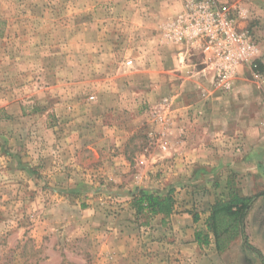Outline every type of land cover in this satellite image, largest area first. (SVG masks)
I'll return each instance as SVG.
<instances>
[{
  "label": "rangeland",
  "instance_id": "1",
  "mask_svg": "<svg viewBox=\"0 0 264 264\" xmlns=\"http://www.w3.org/2000/svg\"><path fill=\"white\" fill-rule=\"evenodd\" d=\"M230 1L248 10L241 25L264 60V0ZM180 5L183 0H0V264H113L114 255L100 246H123L121 264L148 253L163 255L166 264H192L180 252L142 247L171 246L177 236L168 215L153 222L156 215L136 213L132 197L170 193V214H198L201 191L228 180L242 196L254 197L244 228L264 259V183L251 187L240 173L193 163L188 175L175 172L184 177L177 186L137 185L174 176L166 164L174 165L181 145L179 136H163L151 122L152 110L166 100L173 118L185 107L191 125L203 105L211 116V101H201L209 93L217 98V120L229 104L230 94L220 95L210 83L205 90L195 87L199 51L163 42L164 25L177 15L167 10ZM178 47L188 51L186 70L174 60ZM237 85L242 91L229 99L233 115L244 114L256 127L264 97L251 80ZM222 125L233 133L240 128L239 122ZM239 141L231 155L211 147L208 158H240ZM206 233L214 246L202 248L206 264H262L240 236L218 252Z\"/></svg>",
  "mask_w": 264,
  "mask_h": 264
},
{
  "label": "crops",
  "instance_id": "2",
  "mask_svg": "<svg viewBox=\"0 0 264 264\" xmlns=\"http://www.w3.org/2000/svg\"><path fill=\"white\" fill-rule=\"evenodd\" d=\"M170 8V7H169ZM168 15L170 17H174L176 14H178L181 11V5L180 7L173 10L172 7L167 10ZM179 49L176 53H174V60L178 63H181L180 69L186 70L189 66V64L186 61H189L188 58V51H185L184 47H178ZM195 56H198L200 59V63L198 65L193 64L196 67V70H198L197 73H195L197 76V81L195 87L200 90H205L207 86L209 85L207 77H204L201 70L203 69L202 64V55L200 53H194ZM262 52H260V60H261V67L264 68V60L262 59ZM167 61V60H166ZM165 63H168L165 62ZM201 67V69H199ZM198 68V69H197ZM200 70V71H199ZM264 75V74H263ZM241 78V79H240ZM251 80L254 89L256 92L261 94L262 97H264V85L262 86L258 82L254 81L249 74V72L244 71L241 76L238 77L235 84L233 85V88L228 93H219L220 95L227 96L228 105H226L225 117L223 120L219 121L217 118L213 117V108H215L214 100H217V98L206 95L205 100H202V103L205 104L206 101H211V103L208 106H211V116L207 117L206 112L207 110L206 105H203L204 108L200 107L198 110L200 116L196 117L193 121V124L190 125V122L187 120L185 116V107L180 109V112H178V115L173 117L174 126L172 128L173 133L176 134V137L179 136L181 138L180 144L177 145V152H175V163L172 167L168 168V165L171 163L166 164V169L170 171V169L173 170L174 176H171L170 174L166 175V179L163 181H152L148 180L144 183H139L137 185L142 186L144 189H153L158 187V184H165L167 183H174L176 186L183 181V176L178 177V175L175 173L176 171L182 172L184 171L185 175H188V172L191 168V165L193 163L198 164H207L210 166L211 170L216 171H233L241 174L242 182L246 183L248 186H255L256 183H264V126L261 125L262 121L264 120V104H258V108L261 109V120L259 122V125L254 127V125L250 124V118L244 117V114H240L234 117L236 114L234 111V107L231 105V102H229L230 96H236L237 93L241 90L240 87L237 85L240 80ZM207 91V90H206ZM242 91V90H241ZM223 98V97H222ZM205 109V111H204ZM242 111H244L242 109ZM240 113L241 110H240ZM234 114V115H233ZM232 123L238 122L240 123V128L233 131L230 129L225 128L226 126L219 127V123ZM217 125V126H216ZM225 125V124H224ZM193 126V127H192ZM231 128V127H230ZM209 129H211L209 131ZM175 131V132H174ZM178 133L183 134L179 135ZM238 133H241V136H237ZM239 135V134H238ZM215 141L216 143H212L211 146H209L206 142ZM228 142V145H222V141ZM236 140H240L242 144V148L239 150L241 153H237L236 155H239L240 158L233 159L231 157H227L225 160H221L220 158H208V155L211 154L210 150L211 147L215 148L217 150L218 155H231L232 149L230 147H233V144ZM239 141V142H240ZM230 142V143H229ZM232 143V144H231ZM209 146V147H208ZM224 148L230 149L228 151H224ZM213 153V152H212ZM185 157L186 161H183L181 158ZM190 163V164H189ZM188 165V166H187ZM222 165V166H221ZM188 169V170H187ZM177 175V176H176ZM161 187V186H160ZM225 183L222 184L219 182V185H215L209 192H205V190L201 191L199 194L200 196V205H204L202 207V211L198 214H188V213H180L174 211V213L168 215L167 220L170 222V224L173 226V234L177 236L176 241L174 245L171 246H142L146 247L147 251L154 250L157 247L163 248L165 247V250L168 248L169 252L173 254L175 252L176 254L180 252V258L182 260L188 261L192 264L196 262V264H206L205 257L202 255V248H213L214 246L210 242V245L207 246L199 244L196 239L195 235L196 233H205L206 226L205 222L207 217L210 214V208L215 202V200L219 197V189L224 188ZM250 189V188H248ZM245 195V194H243ZM246 196V195H245ZM204 209V210H203ZM179 210V209H178ZM181 210V209H180ZM163 216L156 215L153 217V222L160 221L161 219H164ZM116 223V222H115ZM115 228L122 230L117 223L115 224ZM210 235V234H209ZM211 238V235L209 236ZM188 240V242H187ZM168 241V240H167ZM166 241V242H167ZM162 244L165 245V240L162 241ZM123 246H100V250L105 251L108 250L111 255L113 254L114 257V263L113 264H121L122 261V248ZM136 247V246H135ZM132 248V246H131ZM140 248L138 246L137 250ZM136 249V248H135ZM205 252H207L205 250ZM130 264L133 263V259L130 260ZM135 262V260H134ZM166 264V259H164V256L162 255V258L156 257L155 255H149L145 258H141L140 260L136 259V262L134 264Z\"/></svg>",
  "mask_w": 264,
  "mask_h": 264
},
{
  "label": "built area",
  "instance_id": "3",
  "mask_svg": "<svg viewBox=\"0 0 264 264\" xmlns=\"http://www.w3.org/2000/svg\"><path fill=\"white\" fill-rule=\"evenodd\" d=\"M247 18L248 10L230 0H183L181 11L164 25L163 42L199 51L203 59L201 72L215 92H230L244 71L263 86L258 42L241 25ZM126 66H132V61ZM149 115L163 136L173 133L174 122L166 100ZM161 150L166 152L167 146L162 145Z\"/></svg>",
  "mask_w": 264,
  "mask_h": 264
},
{
  "label": "trees",
  "instance_id": "4",
  "mask_svg": "<svg viewBox=\"0 0 264 264\" xmlns=\"http://www.w3.org/2000/svg\"><path fill=\"white\" fill-rule=\"evenodd\" d=\"M223 190V195L221 194L211 206L205 222L207 232L213 235L217 251L222 252L229 242L240 236L244 246L254 250L264 264L261 253L250 244L244 228L245 217L254 197L242 196L236 185L229 180ZM173 207L174 201L170 193L161 196L139 191L132 197V208L137 214L147 212L150 215L167 216L173 211ZM195 239L201 245H207L209 242L207 233H196Z\"/></svg>",
  "mask_w": 264,
  "mask_h": 264
}]
</instances>
